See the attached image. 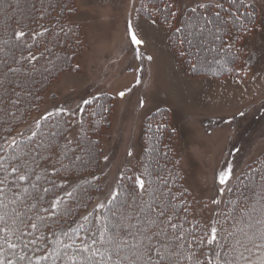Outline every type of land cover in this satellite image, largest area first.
Listing matches in <instances>:
<instances>
[{
  "label": "trees",
  "instance_id": "16d2710c",
  "mask_svg": "<svg viewBox=\"0 0 264 264\" xmlns=\"http://www.w3.org/2000/svg\"><path fill=\"white\" fill-rule=\"evenodd\" d=\"M9 1L0 0V78L5 79L6 84L8 80L13 81L8 85L9 91L0 88V148L3 149L0 156L5 159L14 155L13 150L7 147L8 141L16 139L22 145L28 143L25 138L30 136L31 132L22 136V130L30 125H35L32 131L37 130L36 124L37 121H41L39 117L49 87L63 73L79 69L76 58L86 48L82 26L73 20L78 10L77 0ZM222 2L225 9L232 7L231 0ZM166 4L171 5V8H166ZM207 5L209 6L207 15L213 17L219 9L215 8V4ZM236 7H239L242 22L227 19V13L219 10L225 16V20L221 21L220 31L214 34L206 32V36L202 37L187 35L186 23L190 11L181 27L182 32L177 33L174 30L177 11L171 0H142L139 12L144 17L159 19L163 26L171 30L173 49L179 59L186 64L192 76L208 75L223 78L241 75L239 67L244 62V52L237 44L230 43L232 27L239 41L256 29L259 22V12L255 5L239 0ZM169 11L175 12L176 15L174 17L169 15ZM199 11L203 12L204 9ZM248 12L254 14L255 27L248 23L246 16ZM243 24L248 25V31L243 29ZM211 27L212 25H209V28ZM14 30H24L29 35L21 41H16ZM42 32L43 35H39ZM214 35H219L221 39L215 40ZM181 36L191 39L192 45L179 44L178 39ZM5 41L8 43L5 44ZM205 41L209 45H215V50L209 51L213 53V58L220 59V65L208 56L206 49L208 47L203 46ZM30 53L36 57L31 62L28 59ZM5 61L9 67L17 68L19 71L8 72ZM193 64L196 65L195 68ZM17 99L20 101L19 104H14L13 101ZM86 100L90 103H84L79 111L71 113L65 109V112L53 115L50 120L42 122L44 126L40 132L45 139V147L41 149L35 162L31 157L28 158L29 166L41 176L39 182L41 187H51L55 184L57 187L54 194L65 200V203L55 210V216H48L41 210L42 207H48V201L54 199L52 193L47 194L46 200L28 213L33 222L40 224V228L35 231L22 229L25 232L32 231V234L22 237L27 244L26 248L16 241L18 244L16 251L18 255L26 254L32 264H37V257L42 254H48L50 259L41 261L40 264H52L51 253L54 251L61 253V259L57 264H66L61 245H72L68 249L69 255L79 252L84 243L91 245L94 234L108 222L104 218H110L108 207H114L108 205L105 209H100L95 205L97 195L103 191L101 177L103 137L112 126L114 98L112 95L102 93L97 96L91 94ZM169 115V110L162 108L147 119L144 134L145 150L137 176L143 177L145 169L148 170L154 186L163 193L162 199L168 205L169 214L174 213L173 222L182 225V229L169 230L168 233L169 236H174L182 230L184 234L183 239L179 241L183 247L175 249L176 255L173 259L176 264H196L197 261L207 264V259L214 261L215 257L208 245L199 243V238L206 232L210 234L213 226L229 227L231 221L224 223L225 218L233 214L239 215L238 204L249 203L251 206L259 207L256 201L259 200L261 187H264V158L249 165L237 176L226 193L218 218L206 224L193 213L191 194L186 187L185 175L179 167L173 148L176 132L171 127ZM51 131L58 135L51 137L49 135ZM39 141L40 137H37L33 143ZM48 144H51V148ZM137 176L131 173L127 175V181L121 183L120 203L132 193ZM2 178L3 174L0 173V179ZM32 178L35 179L34 176ZM253 190L257 195H253ZM65 192H73V197H64ZM234 209H237L235 213ZM66 211L67 215L64 214ZM89 213L92 215L89 216ZM37 216L45 217L43 223L36 219ZM84 216H88V221L82 219ZM98 217L101 219L98 220ZM64 233L68 235L65 236ZM13 239L15 240V237ZM32 239L36 240L35 245L28 243ZM0 246H4L3 239H0ZM4 247V254L8 255L6 246ZM248 247L251 248V244ZM239 251L243 249H238ZM244 255L249 257L247 252H244ZM188 257L191 259H187ZM249 258L252 264H259L264 258V250L252 248ZM21 264H28V261L25 260ZM240 264H243V261Z\"/></svg>",
  "mask_w": 264,
  "mask_h": 264
},
{
  "label": "rangeland",
  "instance_id": "374dc122",
  "mask_svg": "<svg viewBox=\"0 0 264 264\" xmlns=\"http://www.w3.org/2000/svg\"><path fill=\"white\" fill-rule=\"evenodd\" d=\"M171 1L177 11L174 30L183 26L197 4L222 2ZM243 1L257 7L259 22L239 41L231 29L230 43L244 52L241 75L214 78L190 74L173 49L171 30L159 19L140 14L142 0H77L73 20L82 26L86 48L76 58L79 69L63 73L49 87L39 119L57 109L80 110L89 94L113 96L112 126L103 137V191L95 199L96 206L107 205L127 175L137 176L147 119L162 108L169 110L176 132L173 148L191 194L193 213L206 224L218 218L237 176L264 158V0ZM128 21L142 44L132 42ZM204 45L210 59L220 65L210 52L215 45L207 41ZM120 92L125 95L121 97ZM34 128H24L21 135ZM229 167L231 179L221 184L220 173Z\"/></svg>",
  "mask_w": 264,
  "mask_h": 264
},
{
  "label": "snow or ice",
  "instance_id": "6c2138e0",
  "mask_svg": "<svg viewBox=\"0 0 264 264\" xmlns=\"http://www.w3.org/2000/svg\"><path fill=\"white\" fill-rule=\"evenodd\" d=\"M238 4L239 0H231L232 7L230 9H225L223 2L215 4V8L227 13V19L242 22L239 7H236ZM165 7L170 9L171 5L166 4ZM208 7L205 3H199L190 9L186 23L189 37L203 36L205 32L214 34L220 31L221 21L225 20V16L218 10L213 14V17H209L207 15ZM199 9H204V11L201 12ZM168 14L173 17L176 15L175 12L171 11ZM246 16L248 23L255 27L253 23L254 14L248 12ZM152 23L155 24L156 21L153 20ZM209 25L212 27L209 28ZM128 29L132 42L137 45L142 44L143 41L139 40L133 31L132 21H128ZM243 29L248 31V25L243 24ZM44 31L46 32L47 29ZM176 32L181 33L182 29L177 28ZM28 35L29 33L24 30H14L16 41H21ZM39 35H43V32ZM214 39L219 40L221 37L214 35ZM7 43L5 41V44ZM178 43L181 45L187 43L191 46L193 41L181 36ZM183 54L181 53V55ZM28 59L31 62L36 57L30 53ZM4 63L8 67V72L19 71L17 68L9 67L6 61ZM195 67L196 65L193 64V68ZM139 82L137 80V83ZM12 83L13 81L8 80L6 84L5 79L0 78V88H4L6 92L10 90L8 85ZM11 90L14 91V89ZM16 95L18 96L19 93ZM119 95L123 97L125 93L120 92ZM19 102V99L13 101L14 104H19ZM84 103L88 104L90 101L85 100ZM141 105H143V101H141ZM65 111V109H57L55 112H47L41 121H37V130L32 131L31 135L25 138L28 143L22 145L21 142L12 139L7 147L13 150L14 155L7 157V159L0 156V173L3 174V178L0 179V225H2L0 226V239H3L6 251L9 253L5 255V247L0 246V264H21L25 260L28 261V264H32L31 259L26 254L18 255L16 251L18 247L16 241H19L26 248L27 244L22 237L24 235L30 236L32 231L40 228V224L33 222L28 213L36 209L41 202H44L46 195L50 193L54 195V199L48 201V207L41 208L48 216H55V210L65 203L63 197L54 194V189L57 187L55 184H52L51 187H41L39 183L41 176L36 174L28 163L29 157L35 162L41 149L45 147V139L40 132L44 126L42 122L48 121L53 115H59ZM49 135L54 138L58 133L51 131ZM37 137H40L39 143H33L34 138ZM48 147L51 148V144H48ZM0 151L3 149L0 148ZM77 159L80 158L77 157ZM33 176L35 179L32 178ZM229 179H231V167L228 168L227 172L220 173L221 184L226 183ZM253 195H257L254 190ZM258 195L259 200L256 201L259 205L258 208L249 203L238 204L239 215L233 214L225 218L224 223L231 221L229 227L213 226L210 234L206 232L204 236L199 238V243L208 245L215 257L214 261L207 259V264H240L241 261L243 264H252L249 258L252 254V248L264 250V187H261ZM162 196L163 193L154 186V181L147 169H145L143 177H135L133 191L127 195L123 203L119 202L120 190H113L107 205L100 203L96 206L104 209L108 205H114V207H108L110 218H104L108 222L103 224V227L94 234L91 245L84 243L79 252H74L71 255H69L68 249L72 245H61L64 249L63 257L66 258V264H176L173 259L176 255L175 249L176 247H183L179 241L183 239L184 234L181 230L176 235L169 236V230L182 229V225L173 222L174 213L169 214L168 205ZM64 197H73V192H65ZM245 199L248 198L245 197ZM213 203L219 204L220 201L214 200ZM173 207L175 206L173 205ZM236 211L237 209H234L233 213ZM64 214L67 215V211ZM88 215L92 214L89 213ZM36 219L43 223L45 217L37 216ZM82 219L88 221V216H84ZM97 219L100 220L101 218L98 217ZM22 229L32 231L25 232ZM64 235L67 236L68 234L64 233ZM28 243L35 245L36 240L32 239ZM249 244H251V248L248 247ZM238 249H243V251L238 252ZM45 251L47 252V250ZM244 252L249 253V257H245ZM49 259L48 254H42L37 257V264ZM60 259L61 253L59 251L51 253L52 264H57ZM187 259H191V257ZM196 264H201V262L197 261ZM261 264H264V260H261Z\"/></svg>",
  "mask_w": 264,
  "mask_h": 264
}]
</instances>
